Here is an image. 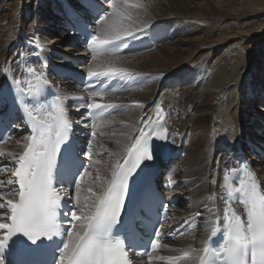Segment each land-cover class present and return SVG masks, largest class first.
Listing matches in <instances>:
<instances>
[{"label": "snow or ice", "instance_id": "obj_1", "mask_svg": "<svg viewBox=\"0 0 264 264\" xmlns=\"http://www.w3.org/2000/svg\"><path fill=\"white\" fill-rule=\"evenodd\" d=\"M104 2L108 9H101L95 17L87 9L83 16L79 12L71 14L76 24L84 21L86 47L92 62H97H90L87 68L90 82L132 77L133 73L126 68L115 66L111 57L118 54L122 44L135 39L147 27V24L140 26L137 19L144 9L142 0ZM90 3H98V0H90ZM89 20L99 26L97 31H89ZM100 57L108 59L99 61ZM3 71L9 73L17 91L12 103L20 106L17 111L23 113L29 135L23 138V150L19 154L0 150V157L9 158L8 164H0V264H131L129 249L135 251L139 223L134 215L124 220L126 200L130 181L168 150L169 134L163 108L158 107L154 116L138 121L144 126L134 129L135 136H128L130 143L125 146L123 156L112 164L111 179L102 180L97 169L95 180L86 189L90 203L79 208V214L76 210L64 212L65 197L79 203L80 194L85 190L82 185L92 175L90 168L100 161L94 160L89 167L80 163L65 98L56 96L49 103V81L43 72L26 67L33 82L17 78L10 68ZM83 90L87 101L76 97L82 101L76 111L85 108L90 113L92 131L87 154L92 159L98 125L112 123L102 118L111 115L108 110L122 106L97 102L96 98L102 100L108 94L105 87L89 83ZM7 105V97L0 93V107ZM136 106L144 107L138 102ZM7 142L0 139V143ZM109 155L116 154L109 152ZM9 165L14 167L7 176ZM237 178L238 183L232 185ZM223 179L228 189L223 223L217 215L202 254H199L201 250L190 247L175 257L153 255L161 248L163 234L158 227L149 242L151 251L137 252V256H146L149 264L154 261L181 264L192 259L193 253L198 254L199 264H264V190L246 162L239 168L234 167ZM56 183L74 185L76 195L71 196L65 187L57 188ZM93 185L102 186V190L95 191ZM233 203L243 205V216L232 207ZM209 212L216 215L213 209ZM69 214L70 226L65 228L61 216ZM218 236L220 242L212 246L211 242ZM49 254L50 260L47 259Z\"/></svg>", "mask_w": 264, "mask_h": 264}, {"label": "bare ground", "instance_id": "obj_2", "mask_svg": "<svg viewBox=\"0 0 264 264\" xmlns=\"http://www.w3.org/2000/svg\"><path fill=\"white\" fill-rule=\"evenodd\" d=\"M29 1L31 0H14L13 3L10 4V0H0V78L4 68L14 70L16 66H35V62L29 60L32 56L29 53L30 43L38 38L41 41H44L47 37H50V41L54 42L56 39L55 35L57 34L54 25L60 23L58 21L63 23L61 16H59V14L63 15V10L57 0H37V10L34 13L27 6ZM227 1H229V3H225L226 5L219 3L217 10H213L214 8H212L213 6L211 5L204 4V7L200 9L202 16L213 15L211 13L213 11L222 13L219 14V17H222V15L235 16L247 13L249 10H258L264 7V0ZM185 2L179 1L177 4L176 2H172L170 5L174 7L172 8L173 11L179 12V7L184 5ZM236 2H239L238 5H236ZM181 8L183 7H180V9ZM144 13L145 16L148 14L152 15V19L149 23H146L147 26L148 24L149 26L156 24L155 26L157 27L161 22H164L163 20L167 19L165 18L166 16L163 15V12H155V9L154 11L149 9L148 13L147 11ZM29 14L30 16L35 14L36 21L34 25L27 28L26 20ZM182 14L183 13H179L178 16H181ZM158 16L159 18L161 17V19H159ZM63 20H65L64 16ZM48 24H50V26L53 25L51 26L52 30H47V28H50ZM142 25L143 23L140 24V26ZM45 27L47 28L45 29ZM162 28L158 29L161 31ZM179 30L180 29L174 32H179ZM257 31L259 32L260 30ZM255 32L256 31L245 33L239 32L237 35L223 37L211 42L209 41L212 36L210 30L209 32L204 31L202 36L197 37L196 34L198 32L195 31L187 35L190 37L191 34H193V36L195 34L194 37L187 39L186 36L185 39L187 40L184 39L185 41H177V43L183 42L184 45L187 46L185 52L176 47L174 52L171 55H168L165 61H160L155 54H147V59L153 57L152 59H155V61L158 62V64L154 66L155 70L149 72V74L153 73L151 75L157 79V82H149L145 88L142 87L143 89L139 91V95H130V97L128 96L125 98L127 100L131 98V101L129 102L136 104L138 102L144 105L143 108H137L139 116L134 121L127 123L125 121L123 123L126 126V131H122L123 134L121 136H123L127 142L124 143V145L120 144V149H114V145H117L116 142H112L111 145L113 144V146L111 147L109 143L110 141L107 142V135L99 133H97V136L102 137L103 140L93 141V147L95 146L97 149L95 154L104 155L102 158L98 159L100 163L95 166L94 172L91 175L92 178L89 177L91 180L90 185H92V182L95 180L97 169H99L102 180L110 179L112 164L118 159V157H122L124 154L125 146L130 143L128 136H133L136 132L134 129L137 130L139 128L140 123H138V121L142 118L153 116L158 107L163 108L164 112L167 114L171 132L173 134L174 132L178 133L174 139L175 143H180L183 139L182 137L188 138V143L182 148L184 156L178 164L176 163V166L173 169V175L178 181L177 189L170 194H181V201L183 203L185 202L183 210H173V217L176 218V221L183 223L184 225L198 224L199 227L197 231L189 232L180 237L182 238L180 243H172L173 245L171 247L173 249L169 248L166 252L161 253L160 255L162 256H179L182 254V251L189 250L190 247L200 249L202 242L211 234V228L206 221V218L211 217V219H216V215H218L221 224L223 223L224 213L222 210L224 206L221 202L223 190L217 185V179L222 174L223 167H221V165L223 161L226 159L229 161L231 159L227 158L228 153L232 156L231 163L227 168V172L230 171V174L231 170L237 165L240 159L243 160L239 166L250 160H254L259 165L264 164V159H260V157L255 158V156H252L250 159L246 158V154L254 153L256 148L263 151L264 145L261 144L260 141L264 140V122L262 121V118L258 116L252 115L248 118L247 113L250 111L247 112L246 110L251 107L252 102L256 100L257 97H253L252 93H245L244 95V93H242L244 90L241 91L242 84L248 81V77L251 78V74L254 75L257 68L253 69L252 67L250 70H244L241 73L237 72L235 75L231 76L226 72L225 66L222 68L221 66L219 68H217V66H211L213 70L216 68L215 73L213 76L208 77V69H206L208 60L206 55L208 53L217 55L222 51V46L227 44V42L236 40L240 37L249 39V36L253 35ZM58 37L57 42L62 40L63 33ZM262 42L263 40H256L255 44L258 45V43L260 44ZM174 44H176V42L172 45ZM12 46L15 48L13 49V54H8V50ZM65 48V50L70 49L68 46ZM191 49H193V51H191ZM184 53H187V56L180 59L181 61L179 62L177 59L181 56L183 57ZM199 53L203 58H200L197 61H192L194 58L193 56ZM21 56H23V59ZM107 59L108 58H99V61H105ZM152 59L151 61H153ZM194 62H196V64L193 66L184 65ZM130 63L131 62L125 64L122 62L115 64V66L138 68L134 66V63ZM144 64L142 63L139 65L142 67ZM191 72L194 74L195 79L186 87V85L182 83L187 80L188 75ZM262 82L264 85V76L262 77ZM71 83L72 81L70 79L69 81H62L58 84L61 90H69L76 95L77 91L71 88ZM177 91L179 92L178 95L175 94ZM127 92L128 89L115 94L111 98L105 97L102 99L101 103H113V99H115L116 96ZM171 94L172 96L176 95L177 97H172ZM258 99L261 100L264 99V97H258ZM225 105L227 107L225 112L226 115L225 117H221L220 113L225 110L223 109ZM204 111H209L208 114L211 116L210 121L207 122V126H205V121L202 119L205 118L203 115L204 113L201 114ZM251 118L253 119L251 120ZM105 126L106 125H99L98 127L104 128ZM249 133L251 134L252 139L248 138ZM21 137H17V139L10 143H5L0 147V150L19 154L23 149V139ZM18 140L21 141V144H17ZM238 150L243 152L244 157L239 155ZM109 152L118 154L117 158L116 155L110 156ZM3 159L7 160L9 158L6 156L1 157V160ZM253 168H255V170ZM253 168L252 171L256 174L257 180L262 186V190H264V168L260 169L258 165H254ZM258 175H260V178ZM213 180H215L216 183H213ZM87 187H83L85 190L81 192L78 204L74 199L78 214L79 208L90 203V200L88 199L90 194L86 191ZM93 188L95 191L102 190V186L97 187L96 185H93ZM75 195L76 194H74V196ZM213 195H216V197L213 198ZM208 197L210 198L207 199ZM209 209H213L216 215L209 212ZM235 210L243 216L244 208L242 204L236 206ZM197 212L202 213V215L197 216ZM185 221H187V223H185ZM197 255V253H193V256ZM184 264L196 263L187 260Z\"/></svg>", "mask_w": 264, "mask_h": 264}, {"label": "rangeland", "instance_id": "obj_3", "mask_svg": "<svg viewBox=\"0 0 264 264\" xmlns=\"http://www.w3.org/2000/svg\"><path fill=\"white\" fill-rule=\"evenodd\" d=\"M13 1L14 0H10V4L13 3ZM169 1H170V3H169ZM179 1L180 2L186 1V2L184 3V5L180 6L183 8L180 9V7H179V9H178L179 12H177V11L175 12L172 10V8H174V7L171 6L170 4L172 2L173 3L176 2V4H177ZM142 2L144 3V9L141 10L140 16L137 17V19L140 20V22L143 23V25L146 23H149V21L152 19L151 18L152 15L148 14L147 16H145L144 12L147 11V13H148L149 9L153 10V11L155 9V12H160V13L163 12L164 13L163 15H165L166 16L165 18H167V19H165L163 21L166 24H170L171 28L174 31H176L178 29H180V30H179V32H177V35L175 36L174 39L166 41V42H161L160 44L156 45L155 48H153L149 51L140 52V53L133 54V55H128L125 58H119V57L111 58V60L114 62V64L122 63V62L125 64L128 62L134 63V66L138 67V68H134V67H123V68H126L128 71H132L131 72V73H133L132 77H137L134 81H140L142 83V85L146 84L145 86H143V88H145L149 82L150 83L157 82V79L155 77H153V75H151L153 73L149 74V72H152L153 70H155L154 66L158 64V62L155 61V59H152L153 57L151 58L153 61H151V59H149V58L147 59L146 57L148 55L155 54L158 56L160 61L161 60L165 61L166 58L168 57V55H171L174 52L176 47L182 49V51L185 52L186 51L185 49H187V46H185L183 42L177 43V41H185L188 38H192L195 36V34H194V36H193V34H191V36L188 37L187 35L189 33H193L196 31V32H198L196 34V37H197V36H202L204 31L209 32V30H210L212 32V36H211L209 41L213 42V41H216V40L223 38V37L237 35L239 32L245 33V32L256 31L253 35L249 36L251 39L250 38L244 39L243 37H240L236 40H231V41L227 42V44L222 46V51L217 55H212L211 53H208L206 55V57H208L206 69H208V75H207V77H208V76H213L215 73L216 68H214V70H213V68H212L213 66H217V68H219L220 66H221V68L225 66L226 72L231 76L235 75L237 72L241 73L244 70H248V69L250 70V69H252V67H253V69L257 68L256 69L257 71L254 73V75L251 74V78L248 77V79H247L248 81H246L245 83L242 84L241 91L244 90L242 92V93H244V95H245V93L246 94L252 93L253 97H257V99L252 102L251 107L246 110L247 112L250 111L247 113L248 118H250L252 115H254V116H258V117L262 118V121L264 122V99H261V100L258 99V97H264V85L262 82V77L264 76V7L260 8L258 10H249V12L242 13L240 15H235V16H233V15H228V16L222 15V17L221 16L219 17V14H222V13H220L218 11L211 12L213 15L202 16V12L200 11V9H202L204 7V4H206V5L213 6L212 7V8H214L213 10H217V6L219 5V3H222V5H226L229 3V1H227V0H142ZM37 3H38L37 0H31L27 4L29 9L33 13L37 10L36 9V6L38 5ZM238 3L236 2V5H238ZM179 13H183V14L181 16H178ZM199 15H201L202 17ZM158 18H159V16H158ZM159 19H161V17ZM26 21H27L26 22L27 28L34 25L35 21H36L35 14L34 15L32 14V16H30V14H29ZM248 21H249V23H248ZM48 26H50V24H48ZM51 26H53V25H51ZM51 26H50V28L45 27V29L47 28V30H52ZM54 27H55L54 29L57 33L55 35L56 39L54 40V42H51L50 40L49 41H50V43H54V47L56 50L60 49V51H61L62 47H64L66 44V41H65L66 38H65V36H63L61 38L62 40L58 41V42H57V39L59 38L58 36L61 33H63V30L65 28H63V26L60 25L59 23H56L54 25ZM145 28H152L155 31H160L156 26H151V25L149 26V24ZM181 28H184L185 30L181 29ZM257 30H260V31L258 32ZM170 31L171 30H169V33H170ZM64 32L68 33V31H65V30H64ZM186 36H187V39H185ZM47 38L49 39L50 37H47ZM256 40H261V41L263 40V42L260 44L258 43V45H256L255 44ZM242 41H244V42H242ZM175 42H176V44L172 45ZM160 48H162V49H160ZM156 50H157V52H156ZM191 51H193V49H191ZM62 52H64L65 55H68L70 57L72 56V52L66 53V52H68V50H64V48H63ZM186 54L187 53H184V56L179 57L177 60L180 62L181 61L180 59L187 56ZM193 57L194 58L192 59V61H197L200 58H203L200 53L195 54ZM142 63L143 64L145 63V64H144V66L142 65V67H141L139 64H142ZM195 64H196V62L190 63V64H184V65H186V66L192 65L193 66ZM207 66H209V67H207ZM182 67H185V66H182ZM172 71H174V70H172ZM14 72H17V70L14 69ZM258 83H260V84H258ZM182 84L187 85V84H189V82H187V80H185ZM143 88L133 90L134 92L129 91L130 93L127 92L128 94L123 93L122 95H118V96H116L115 99H113V104L124 105V107L125 106L128 107V110L119 114L118 116H114V117L108 119V120H111L112 123L107 124L104 127V129H106L105 132H98V133L107 135L108 136V137L106 136L107 142L110 141L109 142L110 145L112 142H116L117 145L116 146L114 145V147H115L114 149H120V144L124 145V143L127 142L126 139L123 138V136H121L123 134V132L126 131V129H125L126 126L123 123L125 121H126V123L132 122L139 116V113L137 112L138 106H136V103L129 102V101H131V98L128 100L125 98L128 96L130 97V95H135V96L139 95L138 94L139 91L142 90ZM178 93L179 92L177 91L175 94L178 95ZM171 96H172V94H171ZM172 97H177V96L174 95ZM126 107H125V109H126ZM223 109H225V110L220 113L221 117H225V115H226L225 114V112L227 110L226 105L224 106ZM208 112L209 111H204L201 113V114L204 113L203 115L205 116V118H202L205 121L204 122L205 126L208 125L207 122L210 121V117H211L208 114ZM252 119L253 118H251V120ZM98 128L99 127H97V129ZM248 138L252 139L250 133L248 134ZM101 140H103L102 137L97 136V141H101ZM260 143L263 144L264 142L260 141ZM112 146H113V144L111 145V147ZM263 150H264V148H263ZM251 155L252 156L257 155L256 151L254 153L248 154V156H251ZM117 156H118V154H116V158H117ZM260 159H263V158L260 157ZM254 165H258V167L260 169L264 168V164L259 165L257 163L256 164L254 163L252 165V167ZM175 166H176V164H173L172 169H174ZM253 169L255 170V168H253ZM263 173H264V170H263ZM90 178H92V176ZM90 178H89V180L87 179L83 183L84 186L82 185V187L85 188V187L90 185V182H91ZM184 207H185V204L183 205V207L181 209L183 210ZM181 240H182V238H178L177 240H174L172 243L173 244L174 243H180ZM172 243H166L165 245H167L168 247L165 250L163 249L162 253L166 252L169 248L173 249L171 247L173 245Z\"/></svg>", "mask_w": 264, "mask_h": 264}]
</instances>
